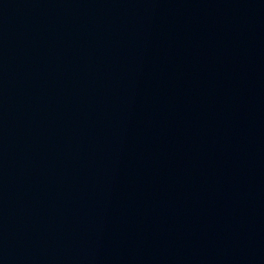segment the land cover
<instances>
[{"label":"water","instance_id":"95a60500","mask_svg":"<svg viewBox=\"0 0 264 264\" xmlns=\"http://www.w3.org/2000/svg\"><path fill=\"white\" fill-rule=\"evenodd\" d=\"M0 264H264V0H0Z\"/></svg>","mask_w":264,"mask_h":264}]
</instances>
